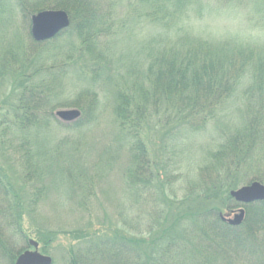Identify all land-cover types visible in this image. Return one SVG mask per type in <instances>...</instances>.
Returning a JSON list of instances; mask_svg holds the SVG:
<instances>
[{
    "label": "rangeland",
    "instance_id": "rangeland-1",
    "mask_svg": "<svg viewBox=\"0 0 264 264\" xmlns=\"http://www.w3.org/2000/svg\"><path fill=\"white\" fill-rule=\"evenodd\" d=\"M2 1L3 9L4 6L11 9V5L15 7L18 0ZM184 1L186 5L181 16H172L160 25L153 22L152 18L144 17L150 7L144 6L140 0H116L113 9L114 32L101 38L106 42L104 54L107 56L109 73L105 76L98 75V82L92 86L97 91L98 107L94 112L95 119L90 124L79 129L73 126L64 128L62 125L68 122L59 119L56 112L78 109L82 115L79 107L69 103L77 98L81 89L88 88L91 83L79 80L76 76V79L70 78L59 84L58 81L53 84L54 80L49 79L48 82L53 85L51 89L54 90L50 95L52 105L47 108L51 110L49 117L54 118L48 127L46 126L47 129L40 130L38 134L34 131L14 133L16 130H12L6 132L3 138L0 136V163L8 175L7 178L18 188L22 185L23 175L28 174L24 188L28 190L24 193L26 210L22 231L16 227L13 231L6 230L5 220L0 213V264H11L9 249L15 255L13 263L21 253L30 249L50 256L52 264H70L71 248L83 246L73 234L80 231L101 229L102 233H108L118 228L130 236H149L151 229L158 228L154 216L161 208L156 185L163 182L171 199H182L193 184L201 182L204 175L203 172L200 174V168L211 162L210 154L218 151L231 135L243 127L248 119L251 101L249 90H255L259 86L251 74L241 76L232 97L214 114L207 116L209 118L201 130L188 129L186 123L166 115L162 108H158L157 115H153L155 110L147 111L141 136L151 158L158 164L154 166L153 172L159 173V178L154 179L147 188L141 183L137 187L130 186L127 170L132 141L123 136L124 133L114 122V99L111 93L114 85L130 92L137 78L141 77L140 81L143 82L144 77L148 75L149 64L158 49L162 48H178L185 53L187 49H203L208 47L204 44H208L211 50L220 51L223 58H228L230 52H235L242 59L240 53L249 51L264 56V0ZM137 12L142 16L138 14V17ZM10 18L6 22L0 21V58L7 53V48L11 47L22 54L26 44L30 43L27 32H24L23 14L14 8ZM29 23L31 25V19ZM75 41V37L64 35L54 45H45L40 53L43 57L46 56L44 59H53L52 54L58 51L59 46L67 53ZM40 48L38 47L37 51ZM20 56L18 55V58ZM60 57L58 54L56 59L60 60ZM85 57L89 58V55ZM31 58L34 56L31 55ZM37 61L39 64L40 61ZM52 62L53 60H49V63ZM17 66L23 69L22 65ZM1 75L0 120L3 117H13L11 107L17 99L15 92H10V80L8 82L4 78L7 76ZM145 85L150 86L149 80L145 79ZM258 101L259 99L256 102ZM261 114L264 116V112ZM261 120L262 132H258L250 144L252 156L249 157L253 158L234 159L232 154L227 153L230 161L240 160L238 167L235 166L236 163H232L228 169H239L241 174L244 173V176L238 175L237 186L230 192L249 185L257 177L262 180L254 181L264 184V117ZM5 126L6 122L0 128ZM21 141L28 142L31 149L29 162L35 164L30 165L31 168H26V165L19 161L21 152H13L14 146ZM68 151L70 159L65 157ZM74 161H79L74 167L75 170ZM228 169L223 171V174L227 173ZM71 174L84 178L74 179ZM165 174L170 177L168 180ZM77 185L80 186L77 188L79 194H74L73 188ZM89 190L90 195L87 194ZM82 201H85L83 205ZM234 205L233 202V208H223L219 214L224 223L239 227L244 224L246 209L241 206L245 210L242 222L238 225L231 224L227 220L234 219L240 209V206ZM241 229L243 228L238 230ZM254 229L256 230L257 226ZM39 231H52L54 235L44 244ZM232 234L234 236L237 233L233 231ZM219 237L220 239H214L212 243L216 244L217 248L227 247L230 240L223 239L227 236ZM30 240H35L38 247H32ZM233 242L235 248L230 245L232 252H229L227 247V254L229 252L234 264H249L251 261L253 264H264V232L248 241V248L255 245L261 253L257 250L247 256L248 254L239 250L237 243ZM183 247L181 250H185ZM192 249L196 253L198 249L201 251L194 255L190 253L189 247L184 257L179 254L178 263L175 264H201L205 259V256H202L205 250L197 245L195 247L194 244ZM19 250L22 251L18 252ZM209 254L211 255L212 251ZM223 257L225 258L224 254ZM211 258L214 257L211 255Z\"/></svg>",
    "mask_w": 264,
    "mask_h": 264
},
{
    "label": "trees",
    "instance_id": "trees-1",
    "mask_svg": "<svg viewBox=\"0 0 264 264\" xmlns=\"http://www.w3.org/2000/svg\"><path fill=\"white\" fill-rule=\"evenodd\" d=\"M140 2L150 7L144 17L152 18L153 22L160 25L172 16L179 18L186 5L184 0H140ZM115 3L116 0H18L15 7L11 5V9H7L4 6L3 9L4 1L0 0V21L6 22L11 19L14 8L19 10L24 17V32H27L30 40L23 50V55L11 47L7 48V53L0 58V74L2 77L3 74L7 76L4 78L8 82L10 80L12 87L10 92H15L17 98L11 107L13 117H3L0 120V127L6 122V126L3 129L0 128L2 138L6 132L12 130H16L14 133L34 131L38 134L40 130L47 129V125L54 118L49 117L51 110L47 108L52 105L50 95L54 90L51 89L53 85L48 82L49 79L54 80L53 84L57 81L59 84L77 77L79 80L91 83L88 88L81 89L77 98L69 103L81 109V117L71 124L68 122L62 125L64 128L73 126L79 129L95 119L94 112L98 107V97L97 91L92 86L98 82V75L105 76L109 73L107 56L104 54L106 42L104 43L101 38L114 32L112 28L115 24L113 13ZM48 9L65 10L70 16V25L52 39L34 42L30 33L31 16ZM138 14L142 16L141 13L137 12V16ZM64 35L75 37L76 41L73 42L75 44L68 49L67 53L59 46L58 51L52 54L53 59L49 57V60H53L49 63L48 59H44L46 56L43 57L40 52L45 45H54ZM204 45L208 47L197 50L187 49L185 53L178 48L158 49L148 66V75L144 77L143 82L140 81L141 77L137 78L130 92L123 91L118 85L112 87L115 125L124 133L123 136L126 139L130 138L132 141L127 170L130 186L137 187L141 183L144 188H147L154 179L159 178V173L153 172L154 166L158 164L151 158L141 136L147 111L155 110L153 115H157L158 108H162L166 115L174 116L176 120L186 123L188 129L201 130L209 118L207 116L214 114L232 97L241 76L251 74L259 86L255 90H249L251 101L248 119L240 130H237L219 147L218 151L210 154L211 162L200 168V174L203 172L204 175L201 182L193 184L182 199H171L166 185L158 182L156 186L157 194L161 199L159 204L161 208L154 216L155 225H158V228L151 229L149 236H130L118 228L108 233H102L101 229L73 233L83 246L77 249L71 248L70 264H175L178 263L179 254L184 257L189 247L190 253L198 255L201 249H198L196 253V249H192L193 244L202 249L206 246L203 249L206 252L204 251L205 254L202 255L205 259L201 264H234L229 254L230 251L232 252L230 245L235 248L233 241L237 243L239 250L248 254L247 256L254 254L257 250L261 253L255 245L248 248L250 245L248 241L256 238L260 232H264V226H262L264 201L236 203L230 195V190L237 186L238 175L244 176V173L241 174L242 171L240 172L239 169L231 171L228 168L233 165L232 163H236L235 166L238 167L242 158L249 159V156H252L250 144L255 140L257 133L262 132L264 56L249 51L240 53L242 59L235 52H230L228 58H223L220 51L211 50L208 44ZM38 47L41 48L37 51ZM58 54L61 56L60 60L56 59ZM87 54L89 58L85 57ZM18 55H21L20 58ZM31 55L34 58H31ZM36 59L40 61L39 64ZM15 63L22 65L23 69ZM30 69H32L31 72H29ZM145 79L149 80L150 86L145 85ZM27 143L21 141L14 146L13 152L14 154L21 152L19 161L22 165L25 164L26 168H31L30 165L35 164L29 162L31 149ZM227 153L232 154L234 159L238 157L240 160L230 161ZM66 154L67 156H64L70 159L69 151ZM71 162L73 164V159ZM74 163L73 168L79 161ZM226 169L229 171L223 174ZM165 175L168 180L170 177ZM7 177L1 164L0 213L5 220L6 230L13 231L16 227L22 231V220L26 210L24 193L28 190L24 188L27 185L28 174L23 175L22 178L24 187L20 185L18 188ZM71 177L84 178L72 174ZM254 180L262 179L257 177L252 181ZM79 187L74 186V194H79L77 192ZM89 193H91L90 190L87 194L90 195ZM233 202L234 207L243 206L246 209L244 224L239 227H231L224 223L219 214L223 208H233ZM84 203L85 201H82V205ZM240 228L244 231L242 232L243 229L239 231ZM233 231L237 233L234 236H232ZM38 233L44 244H47L54 235L52 231ZM219 236L230 240L227 246L228 254L227 247L217 248V245L212 243L214 239H220ZM182 246L185 250H181ZM9 251L11 264H14L15 255L10 249ZM211 251L214 258H211L209 254ZM208 254L210 258L207 257ZM249 264H253L252 261Z\"/></svg>",
    "mask_w": 264,
    "mask_h": 264
},
{
    "label": "water",
    "instance_id": "water-1",
    "mask_svg": "<svg viewBox=\"0 0 264 264\" xmlns=\"http://www.w3.org/2000/svg\"><path fill=\"white\" fill-rule=\"evenodd\" d=\"M70 25V17L64 10H42L31 16V36L36 42H44L54 38L62 31L67 29ZM81 115L78 109L59 110L56 112V116L65 121L71 122L79 118ZM232 198L240 203L247 204L255 201H264V184L259 181H253L249 185L242 186L238 189L230 192ZM245 215L244 208L239 209V213L235 215L234 219H228L231 224H240ZM30 244L34 247H38V243L35 240H30ZM52 258L47 255H43L37 251L25 250L21 253L15 264H52Z\"/></svg>",
    "mask_w": 264,
    "mask_h": 264
}]
</instances>
